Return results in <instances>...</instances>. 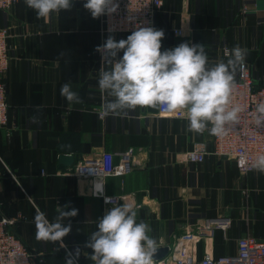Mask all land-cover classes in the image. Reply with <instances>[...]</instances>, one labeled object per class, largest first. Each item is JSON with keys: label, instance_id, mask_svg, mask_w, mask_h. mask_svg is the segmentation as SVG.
<instances>
[{"label": "crops", "instance_id": "1", "mask_svg": "<svg viewBox=\"0 0 264 264\" xmlns=\"http://www.w3.org/2000/svg\"><path fill=\"white\" fill-rule=\"evenodd\" d=\"M84 2L74 0L71 11L41 19L24 0L0 11L10 57L4 79L9 119L0 127V212L17 218L15 234L39 253L40 264H65L66 253L77 247L78 261L92 264L83 254L92 250L84 246L105 214L102 196L121 195L134 204L137 222L150 225L157 247L170 250L179 235L216 217L226 226L200 236L192 245L195 257L234 253L242 235L264 239V173L241 175L234 159L211 154L208 132H189L185 119L164 110L99 116L106 94L98 86L102 60L95 49L108 36L98 31V18L83 8ZM153 28L165 33L161 51L182 40L204 44L210 64L226 62L223 46L239 45L247 50L244 63L253 82L264 84V0H163ZM130 34L112 36L119 41ZM66 82L82 103L70 104L61 96ZM195 146L206 151L203 160H185L183 153ZM129 148L135 166L127 174L84 179L71 172L100 154L110 153L116 163L118 153ZM60 154L72 155L73 163H60ZM65 205L78 209L77 216L64 221L71 225L65 247L37 240V209L52 221Z\"/></svg>", "mask_w": 264, "mask_h": 264}, {"label": "clouds", "instance_id": "2", "mask_svg": "<svg viewBox=\"0 0 264 264\" xmlns=\"http://www.w3.org/2000/svg\"><path fill=\"white\" fill-rule=\"evenodd\" d=\"M24 3L41 19L71 11L74 0H24ZM118 7L116 0L83 3L93 19L111 15ZM164 36L162 30L137 25L126 39L117 41L109 35L97 46L95 51L101 53L102 60L98 86L106 94L99 116H127L129 110L137 108L161 109L179 114L188 122L189 132L226 136L239 123L243 111L232 100L236 71L238 66H243L247 50L237 45L226 52V62L210 64L204 44L181 43L161 51ZM121 51L123 55L117 59ZM60 94L70 104L83 102L70 82L61 86ZM252 120L257 129L264 128V101L256 104ZM249 167L264 173V153L258 154ZM99 188L102 192V186ZM122 200V205H113L99 219L84 246L92 251L83 254L92 264H154L158 249L157 241L149 235L152 229L144 221L137 222L133 203L127 198ZM105 203L112 204V198L105 197ZM67 208L68 205L59 206L52 221L37 209L33 220L37 240L60 242V247H65L63 240L71 225H65L64 221L78 214V209ZM80 255L79 247L67 252L65 264H76Z\"/></svg>", "mask_w": 264, "mask_h": 264}, {"label": "built area", "instance_id": "3", "mask_svg": "<svg viewBox=\"0 0 264 264\" xmlns=\"http://www.w3.org/2000/svg\"><path fill=\"white\" fill-rule=\"evenodd\" d=\"M17 0H0V11L9 9ZM246 1V0H242ZM119 4L117 11L111 15L98 18V31L105 38L109 35L132 32L136 26L153 27L155 13L160 10L163 0H116ZM109 29H112L110 32ZM7 27L0 22V127L5 128L8 123V104L6 101L5 75L9 67V53L7 46ZM103 39L100 45L105 42ZM193 45L192 43L189 44ZM232 48L223 46L222 54ZM101 57V53H100ZM236 88L233 92V105H239L243 111L240 121L224 137L212 136L211 154L224 159H234L238 171L244 175L251 171L249 165L258 154L264 153V128L257 129L252 115L255 106L264 101V84L256 85L251 77L249 67L243 63L239 67ZM173 117L179 114L169 113ZM206 151L195 146L183 153L185 160L200 162ZM246 161V163H245ZM135 166L133 149L129 148L118 153V161L112 163L111 155L100 154L76 164L71 172L81 178L101 179L111 175H124ZM105 213L115 204H121V195H103ZM105 197L112 198V204L105 203ZM139 206V204H137ZM220 218H205L193 229V233L179 235L171 244L169 253L154 264H264V239L246 234L236 240L235 252L212 257L204 254L195 257L192 245L202 235H213L217 227L224 228L226 221ZM15 217H8L0 212V264H40L39 253L30 250L15 234ZM76 264H90L87 261H77Z\"/></svg>", "mask_w": 264, "mask_h": 264}, {"label": "water", "instance_id": "4", "mask_svg": "<svg viewBox=\"0 0 264 264\" xmlns=\"http://www.w3.org/2000/svg\"><path fill=\"white\" fill-rule=\"evenodd\" d=\"M181 43H186V41L182 40L179 42V44ZM59 162L62 164H66V165H70L73 163V157L72 155H68V154H60L59 157ZM157 253L154 255V260H158L160 258H163L164 256H166L169 248L167 246H163V247H157Z\"/></svg>", "mask_w": 264, "mask_h": 264}]
</instances>
